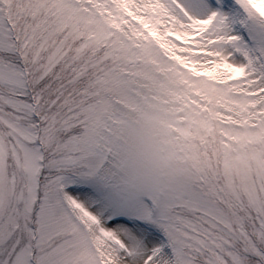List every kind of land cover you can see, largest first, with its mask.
<instances>
[{
  "label": "rangeland",
  "instance_id": "374dc122",
  "mask_svg": "<svg viewBox=\"0 0 264 264\" xmlns=\"http://www.w3.org/2000/svg\"><path fill=\"white\" fill-rule=\"evenodd\" d=\"M0 264H264V0H0Z\"/></svg>",
  "mask_w": 264,
  "mask_h": 264
},
{
  "label": "bare ground",
  "instance_id": "6f19581e",
  "mask_svg": "<svg viewBox=\"0 0 264 264\" xmlns=\"http://www.w3.org/2000/svg\"><path fill=\"white\" fill-rule=\"evenodd\" d=\"M200 3H201V9H202V10L205 9L204 2L200 1Z\"/></svg>",
  "mask_w": 264,
  "mask_h": 264
}]
</instances>
